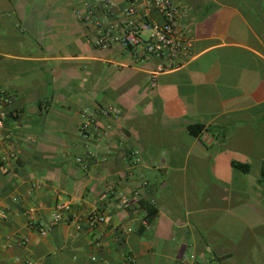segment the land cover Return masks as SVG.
Returning a JSON list of instances; mask_svg holds the SVG:
<instances>
[{
    "label": "crops",
    "instance_id": "0c3cea01",
    "mask_svg": "<svg viewBox=\"0 0 264 264\" xmlns=\"http://www.w3.org/2000/svg\"><path fill=\"white\" fill-rule=\"evenodd\" d=\"M174 1L190 47L156 76L96 44L125 0H0V264H264V0ZM59 203L82 228L42 235Z\"/></svg>",
    "mask_w": 264,
    "mask_h": 264
},
{
    "label": "built area",
    "instance_id": "2783aa9c",
    "mask_svg": "<svg viewBox=\"0 0 264 264\" xmlns=\"http://www.w3.org/2000/svg\"><path fill=\"white\" fill-rule=\"evenodd\" d=\"M102 7L107 11L111 9L112 0H98ZM126 3L122 9L124 20L121 23H111L102 27L101 33L97 36L96 44L100 47H108L112 43H118L125 48L135 50L138 56L143 57H158L164 60L157 66L154 74L157 76L170 66H173L176 58L189 51L190 42L185 39L181 29V20L184 16L185 9L183 5L174 0H125ZM158 12L162 16V21L154 18V13ZM80 17L87 21H92L93 13L90 10L88 14L82 15L78 12ZM99 23V22H97ZM102 26L101 23H99ZM102 115L106 117L118 118L121 116L119 107L109 105L100 108ZM81 116L84 119L82 124L83 135L86 138H101L107 131L110 130L111 125L108 124L102 129L96 119L97 113L91 108H84L81 111ZM7 112L0 104V139L5 136V120ZM81 161V158H78ZM124 206H130L128 198L124 197L122 200ZM34 208L30 209L33 212ZM71 206L69 203H59L56 205L55 211L49 221L35 222L39 227L40 233L46 235L49 227L65 220L74 225L77 229L82 228V220L75 216H70ZM6 212L0 210V220L5 216ZM85 221L90 226L104 223L105 216L97 211H90L85 217ZM34 224L33 219L30 220ZM146 223V221H145ZM131 230V229H129ZM28 241L25 238L21 243ZM195 259L194 254L191 255ZM26 264H36L32 260H26ZM196 264H202L197 261Z\"/></svg>",
    "mask_w": 264,
    "mask_h": 264
},
{
    "label": "trees",
    "instance_id": "16d2710c",
    "mask_svg": "<svg viewBox=\"0 0 264 264\" xmlns=\"http://www.w3.org/2000/svg\"><path fill=\"white\" fill-rule=\"evenodd\" d=\"M192 130L194 133H198L202 130V127L200 125L192 126Z\"/></svg>",
    "mask_w": 264,
    "mask_h": 264
}]
</instances>
